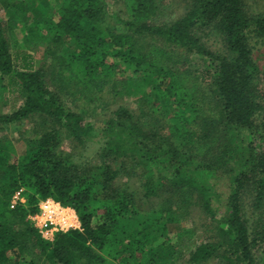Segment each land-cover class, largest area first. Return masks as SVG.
<instances>
[{
  "label": "trees",
  "instance_id": "obj_1",
  "mask_svg": "<svg viewBox=\"0 0 264 264\" xmlns=\"http://www.w3.org/2000/svg\"><path fill=\"white\" fill-rule=\"evenodd\" d=\"M163 1L112 0L122 8L111 11L106 0H59L52 10L43 0H0V99H23L0 112V126L28 119L36 132L15 161L9 159L15 146L0 140V264L171 263L172 246L147 245L191 232L174 218L187 204L213 216L224 172L230 174L221 184L228 187L227 213L215 221V238L195 243L188 262L257 264L253 249L264 246V154L248 138L264 137L256 56L264 13L248 14L244 0H189L190 10L172 20L159 15ZM18 24L20 44H11L7 31ZM209 33L215 49L208 48ZM192 53L207 55L213 70L194 76L177 70ZM34 54L43 65L35 66ZM106 88L110 101L101 96ZM63 93L76 107H68ZM126 95L136 100L135 112L117 105ZM66 140L86 154L65 150ZM138 179L146 200L163 189L170 195L159 211L130 223L138 210H149L138 190L127 194L125 184ZM18 190L24 201L11 208ZM245 195L259 209L255 226L242 211ZM47 197L72 207L82 229L43 239L26 217Z\"/></svg>",
  "mask_w": 264,
  "mask_h": 264
},
{
  "label": "rangeland",
  "instance_id": "obj_2",
  "mask_svg": "<svg viewBox=\"0 0 264 264\" xmlns=\"http://www.w3.org/2000/svg\"><path fill=\"white\" fill-rule=\"evenodd\" d=\"M43 5L51 8L55 9L58 4H59V0H43ZM107 5L110 7L111 11L114 9L118 10L119 8H122V6H120L117 3H112V0H106ZM244 4H245V8L246 11L248 12V14H258V13H264V0H244ZM190 1L189 0H165L163 1V6L161 8V11L159 13L160 16H163L166 19H172L173 18H177L180 16H183L184 14H186L190 8ZM120 10V9H119ZM209 31V30H208ZM210 34V33H209ZM8 40L10 41V43L12 44V41H16L17 43L20 44L21 41V37H22V32H21V25L18 24L17 26H15L11 31H7ZM211 36H208V38H210V40L207 42L208 43V48L210 49H215L216 48V44L213 40L214 36L213 34H210ZM10 44V50L12 51L13 46H11ZM72 46V43L71 45ZM71 50V48H70ZM256 56H257V62L260 65L261 68V75L260 78L258 80V87L260 90V93L262 94V98H264V43L259 44L257 46V51H256ZM34 57L36 59V64L35 66L38 65H43L44 64V59L42 57L39 56V54H34ZM255 59V55L253 57ZM209 57L205 54H199V53H192L189 54V56H186L184 58V64L181 68H178L177 70L182 71L184 69H187L193 76L195 74H198L199 72L203 71L206 68H210L211 70H213V66L210 63ZM47 64H45L44 66L49 69V66H46ZM207 75H204V77H206ZM193 79V78H192ZM106 88L104 91V93L101 95L104 99L108 98V95L106 94L107 92ZM62 94V92H61ZM63 95H65L66 98V102L68 107L70 108H74L76 107L74 105V103L71 101V96H66V94L63 93ZM22 100L23 99H17L16 96L14 95H4L2 99H0V112H4V113H9L12 110L18 108L21 106L22 104ZM76 100V99H74ZM110 99H106V101ZM264 102V100H263ZM112 103L108 102V105L106 108H108ZM117 105H124L127 108H129L130 110H133L134 112L137 110V103L136 100L132 97H129L128 95L126 96H122L118 98V103ZM116 105H111L109 107V110L114 109ZM159 106V105H158ZM102 106L99 105L98 108H96L94 111L99 110L98 113L100 112V108ZM169 107H171L169 105ZM166 108H168L166 106ZM171 108H169L170 110ZM173 110L174 108H172V110L170 111L169 115H173ZM91 112V111H89ZM93 112V111H92ZM91 112V113H92ZM94 115V114H93ZM168 115V116H169ZM170 117V116H169ZM177 117V116H176ZM91 119L90 117L87 118V120ZM28 119H26L25 121H23L22 123H7V124H3L0 126V140L2 141H7L10 145L15 146L16 148V152H12L11 155H9V159L11 161H15L17 159V155L20 156V153L23 151L22 147L23 145H25L27 140H32V138H35V134L36 132L34 131L35 126L34 124L30 123V121H27ZM92 120V119H91ZM259 121V119H258ZM35 122H38V120H35ZM184 124L188 123L186 121L183 122ZM39 130V127L37 128ZM248 140L250 142H252L253 147L254 148V152H256L257 155L259 154H264V137L263 138H258L256 139L255 136H253L252 138H248ZM255 141V142H253ZM91 145V144H89ZM88 146V145H87ZM98 145L97 144H93L90 146V149H92L93 151L97 150ZM63 148L65 150H71L73 153H76L79 155L80 154H86L85 152H82V147H80L79 144L77 143H73L69 140L64 141L63 143ZM95 153V152H94ZM94 155V154H92ZM90 155V157L88 158L89 162H95L94 156ZM187 157V156H186ZM190 162V160H189ZM222 173V172H220ZM223 174V181L220 183V185L215 189L216 194L213 196V206L216 207L215 210V214L213 216L209 215L210 218L208 217V215L206 216L204 213H202L200 211V209L196 206V205H192V204H187L185 207V210H176L175 211V219H180L182 220V224L183 226L186 227H190L191 228V232H186V233H180V235L178 237H176V235L173 233L170 234L168 237L166 235L165 236H160L157 239L150 241L149 244L147 245V247L150 246V244H153L152 246H154L155 244L157 245L160 242H164V246H172L175 249V253L174 255L171 257L170 262L171 263H165V264H202V263H190L188 262V252L190 250H193V248L195 247V245L199 242L202 241H206L207 239L215 238V230H214V226H215V221H218V219L221 217H223L226 213H227V209L224 206V199L226 197V195H229L228 192V187H222L221 184L224 181H228V176L230 174H227L226 172L222 173ZM229 182V181H228ZM141 183L142 180L138 179L135 180L134 182H128L127 184H125V186H127V194L129 195L130 190L133 189V191L138 190V195L137 198L139 200L144 201L143 203H141L142 207L144 209H149V210H138L140 211V214H138L137 219L136 218H130L128 221H130V223H134L135 221H138L144 217H146V215L143 212H149V211H159L157 209L160 208L161 204H163V202L165 201V198L170 195L168 192H166L164 189L159 191L158 195H156L155 197H149L148 200H146V197H144V193L146 194V192L144 190L141 189ZM228 193V194H227ZM126 195V196H128ZM247 195V193H246ZM245 195V204H247V206L242 209V211H244V215L246 216V218L253 224V226H255V222L257 220H259L260 217V213H259V209H255L254 205H248L247 202H249L251 200V197H247L246 198ZM138 204H140V202H137ZM133 206H135V204H133ZM155 209V210H152ZM38 211V210H37ZM37 211L31 215H28L26 218L27 220L29 219L30 223L32 224V226L35 227V219H34V215L37 213ZM174 211V210H171ZM188 211V213H187ZM187 213V214H186ZM161 219L165 220V216ZM259 224V223H257ZM121 227L124 228V225H122ZM36 228V227H35ZM259 228V227H258ZM166 238V239H165ZM52 240V239H51ZM196 243V244H195ZM255 252V258L258 260H254V262H256L257 264H264V246L263 244H257L256 248L253 249ZM157 252L156 254L159 255L160 251H155ZM37 254V253H36ZM23 258L27 261H29L31 259V256H29L27 253H23L22 254ZM36 262L40 263L42 261V257L37 254L36 255ZM213 260H211L210 262H208V264H213ZM253 262V263H254ZM24 264V263H22ZM47 264H58L56 262H50Z\"/></svg>",
  "mask_w": 264,
  "mask_h": 264
},
{
  "label": "built area",
  "instance_id": "obj_3",
  "mask_svg": "<svg viewBox=\"0 0 264 264\" xmlns=\"http://www.w3.org/2000/svg\"><path fill=\"white\" fill-rule=\"evenodd\" d=\"M23 201L21 190H18L10 199V207L12 208L18 202ZM34 219L38 233L46 240L53 239L56 232L82 229L75 210L51 197L38 202V211L34 215Z\"/></svg>",
  "mask_w": 264,
  "mask_h": 264
}]
</instances>
